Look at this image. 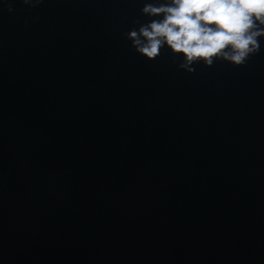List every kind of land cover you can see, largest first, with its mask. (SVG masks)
Returning a JSON list of instances; mask_svg holds the SVG:
<instances>
[{
    "label": "water",
    "instance_id": "water-1",
    "mask_svg": "<svg viewBox=\"0 0 264 264\" xmlns=\"http://www.w3.org/2000/svg\"><path fill=\"white\" fill-rule=\"evenodd\" d=\"M148 2L0 0V264H264V42L149 61Z\"/></svg>",
    "mask_w": 264,
    "mask_h": 264
},
{
    "label": "clouds",
    "instance_id": "clouds-1",
    "mask_svg": "<svg viewBox=\"0 0 264 264\" xmlns=\"http://www.w3.org/2000/svg\"><path fill=\"white\" fill-rule=\"evenodd\" d=\"M142 13L149 22L126 34L135 51L154 61L167 48L188 73L217 61L243 66L264 42V0H153Z\"/></svg>",
    "mask_w": 264,
    "mask_h": 264
}]
</instances>
